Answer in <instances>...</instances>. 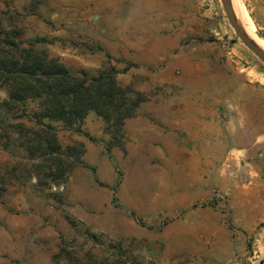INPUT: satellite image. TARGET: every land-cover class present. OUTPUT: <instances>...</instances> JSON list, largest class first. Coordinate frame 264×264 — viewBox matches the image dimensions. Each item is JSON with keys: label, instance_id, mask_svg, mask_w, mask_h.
Masks as SVG:
<instances>
[{"label": "rangeland", "instance_id": "obj_1", "mask_svg": "<svg viewBox=\"0 0 264 264\" xmlns=\"http://www.w3.org/2000/svg\"><path fill=\"white\" fill-rule=\"evenodd\" d=\"M97 2L0 0V51L33 46L91 76L114 67L144 98L119 130L91 112L72 128L52 121L50 132L9 109L0 82V264H226L227 250L237 255L229 264H264V248L228 246L217 226L224 156L209 143L211 112L225 110L211 74L230 63L264 85V62L222 0H201V20L189 29L173 18L175 35L153 54L142 37L150 23L140 18L126 53L108 48ZM237 3L245 30L264 46V0Z\"/></svg>", "mask_w": 264, "mask_h": 264}, {"label": "crops", "instance_id": "obj_2", "mask_svg": "<svg viewBox=\"0 0 264 264\" xmlns=\"http://www.w3.org/2000/svg\"><path fill=\"white\" fill-rule=\"evenodd\" d=\"M199 3L201 0H98L94 11L103 23L98 30L112 38L105 45L121 53H126L133 44L132 23L139 18L149 22L152 32L142 37L146 39L147 52L153 54L163 46V40L175 35L173 18L182 19L184 29H189L193 21L201 20ZM171 30L174 32L170 33ZM221 67L224 72L210 76L220 80L215 99L225 104L224 111L218 105L210 116L213 128L210 146L219 157L224 156L218 189L224 197L214 195L224 221L217 226L226 230V245L244 249L253 241L261 249L264 248V85L251 83L239 66L227 63ZM230 69L235 72L234 84ZM183 80L181 77V85ZM220 123L226 125L225 131L219 127ZM236 258V253L227 250L219 260L229 264Z\"/></svg>", "mask_w": 264, "mask_h": 264}, {"label": "trees", "instance_id": "obj_3", "mask_svg": "<svg viewBox=\"0 0 264 264\" xmlns=\"http://www.w3.org/2000/svg\"><path fill=\"white\" fill-rule=\"evenodd\" d=\"M12 45L18 50V44ZM0 82L7 87L4 103L9 109L30 115L50 132L55 129L52 121L72 128L91 112L119 130L144 100L142 92L119 82L114 67L91 76L85 70H71L61 58L33 46L19 52L0 51ZM30 99L38 101L31 111L26 107ZM53 139L52 133L49 142Z\"/></svg>", "mask_w": 264, "mask_h": 264}, {"label": "water", "instance_id": "obj_4", "mask_svg": "<svg viewBox=\"0 0 264 264\" xmlns=\"http://www.w3.org/2000/svg\"><path fill=\"white\" fill-rule=\"evenodd\" d=\"M227 17L241 41L264 62V48L261 47L240 24L232 0H222Z\"/></svg>", "mask_w": 264, "mask_h": 264}, {"label": "bare ground", "instance_id": "obj_5", "mask_svg": "<svg viewBox=\"0 0 264 264\" xmlns=\"http://www.w3.org/2000/svg\"><path fill=\"white\" fill-rule=\"evenodd\" d=\"M232 3H233V7H234V10L236 12V15H237V18L240 22V24L243 26L244 29H247L249 30L247 27V23L244 19L241 18V15H240V10H239V6H238V3H237V0H232ZM242 19V20H241ZM243 21V22H242ZM250 31V30H249ZM247 32V31H246ZM261 47L264 48L263 44L258 40L256 39L253 35H251L249 32H247Z\"/></svg>", "mask_w": 264, "mask_h": 264}, {"label": "built area", "instance_id": "obj_6", "mask_svg": "<svg viewBox=\"0 0 264 264\" xmlns=\"http://www.w3.org/2000/svg\"><path fill=\"white\" fill-rule=\"evenodd\" d=\"M215 196L218 197V198H223L224 194L220 190L216 189Z\"/></svg>", "mask_w": 264, "mask_h": 264}]
</instances>
